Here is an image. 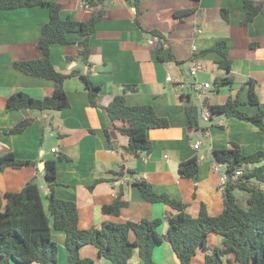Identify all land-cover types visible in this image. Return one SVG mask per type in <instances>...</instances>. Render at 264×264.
<instances>
[{
	"label": "crops",
	"instance_id": "obj_1",
	"mask_svg": "<svg viewBox=\"0 0 264 264\" xmlns=\"http://www.w3.org/2000/svg\"><path fill=\"white\" fill-rule=\"evenodd\" d=\"M48 1L61 3V18L79 21L88 20L100 7H91L85 0ZM250 1L260 4L261 10L245 24L244 0H199L195 11L180 23L175 19L176 12L195 6L193 0H108L106 13L90 38V65L77 57L79 41L83 39L77 33L68 35L71 44L51 46V59L57 70L68 73L80 69L93 83L101 85L97 105L90 104L85 84L74 75L64 83L69 106L43 112L7 111L5 107L15 92L43 99L54 88L53 80L24 74L13 65L14 61L41 56L35 44L49 20V7L0 8V154L12 151L17 158L32 161L23 168L0 172V194L21 191L28 181L35 179L45 198L49 190L42 171L47 169L46 161L54 159L59 183L54 194L76 202L81 229L100 227L105 221L137 222L176 213L168 205L143 200L133 185L137 178L151 182L157 192H166L186 203L192 216H198L202 203L210 215H219L224 210L220 176L225 166L215 161L212 151L229 148L232 142L247 154L264 150V135L254 124L224 115H213L210 120L203 117V112H210L206 102L224 104L229 98H238L242 102L239 109L247 114L264 110V0ZM152 31L165 36L163 60L158 58L160 37ZM149 37L156 38V44L150 45ZM222 40L227 42L224 53L231 62L229 70L217 65L216 61L222 59L217 52L202 53ZM67 57L73 59L69 61ZM194 62L203 64L197 75L200 83L211 84L203 89L201 97L179 87L192 83L190 69ZM168 75L173 76L172 82H167ZM224 77L231 81L218 84L217 80ZM251 80L259 104L249 103ZM123 85H134L135 89L124 93ZM123 94L128 105H152L158 116L169 121V127L147 131L153 145L150 153L134 155L126 151L128 137L117 130L114 142L105 136L107 117L103 107ZM194 95L198 103L193 102ZM189 104L199 108L204 124H200L198 116V129H189L185 111ZM27 117L33 122L24 132L6 133ZM197 142H201L199 149L194 148ZM53 147L56 152H52ZM62 155L67 159H60ZM193 157L200 161L199 173L183 177L179 164ZM122 170L132 172L117 175ZM99 178L114 181H101L90 189ZM119 185H123L128 206L118 216L105 213L101 207L114 200ZM44 203L47 205L46 199ZM167 225L164 222L163 232ZM52 236L59 245L55 264H68L66 233L53 230ZM222 239L221 234H210L206 242L209 250L199 248L191 264H205V254L211 252V247L220 246ZM81 256L93 259L95 264H112L100 257L93 245H85ZM154 260L157 264H180L168 241L155 249ZM130 264H143L138 253ZM222 264H227V257Z\"/></svg>",
	"mask_w": 264,
	"mask_h": 264
},
{
	"label": "trees",
	"instance_id": "obj_2",
	"mask_svg": "<svg viewBox=\"0 0 264 264\" xmlns=\"http://www.w3.org/2000/svg\"><path fill=\"white\" fill-rule=\"evenodd\" d=\"M91 7L99 5L86 21H79L72 17L61 18L62 5L48 0H0L1 9L22 8L31 6H48L49 20L42 27L41 36L35 44L41 51V56L31 60L14 61L18 71L40 78L54 81V88L43 99H36L22 91L11 94L7 100V111L23 109L37 111H60L69 106V98L65 91L66 79L77 75L88 90L89 102L96 106L99 100L101 85L93 83L89 76L80 69L68 73L57 70L51 59L53 44H71L68 35L77 33L83 37L79 41V57L83 63L90 62V38L96 30L97 24L106 13L105 3L108 0H85ZM195 6L176 12L177 23L196 9L199 0H193ZM246 16L243 23H249L259 14L260 4L244 0ZM227 16V11H224ZM161 47L158 58L163 60L162 50L165 36L158 31ZM225 40L218 41L213 47L203 51V54L217 52L222 59L216 61L221 68L230 69V60L224 50ZM72 57H67L71 61ZM231 81L224 77L217 83L224 84ZM124 93L134 90V85H123ZM249 103L259 104L254 81L248 82ZM211 115H224L250 122L257 126L264 135V110L255 114H247L239 109L242 102L236 98H229L224 104L206 102ZM107 117L105 136L109 142H114L116 130L128 137L126 151L131 154L150 153L153 145L148 138L147 131L154 128L169 127L167 118L157 115L154 107L149 104L130 106L126 103L125 95L116 96L109 105L103 107ZM189 118V129H198L199 108L194 104L186 105ZM33 122L31 117L20 120L6 131L8 134L24 132ZM214 159L225 166L228 181L223 187L224 210L216 216L208 213L204 203L200 206L198 216H192L187 211V204L170 196L166 192H157L153 184L144 178L133 180L143 200L152 204L168 205L176 213L167 214L164 218H144L134 222L105 221L100 227L81 229L79 227V209L75 201L59 199L55 196L57 181L56 160L46 161L45 183L49 190L45 198L42 196L35 179L28 181L21 191L0 194V264L16 262L29 264H55L58 261L59 245L53 239L52 231L61 230L66 233V247L68 249V264H95L88 257L81 256V249L85 245L97 248L100 257L112 264H130L135 253L143 264H157L154 251L164 241H168L180 264H191L192 258L199 248L206 251L207 239L210 234L223 235L222 244L213 246L210 253L205 254V264H222L227 257V264H264V150L244 153L241 147L232 142L231 147L214 149ZM66 156H60V159ZM30 160H21L12 152L0 154V172L7 168L20 169L31 165ZM200 161L197 157L182 161L179 172L183 177H195L199 173ZM242 170L243 174L234 179L235 172ZM131 170H122L117 175L123 176ZM113 182L114 179L99 178L89 186L101 182ZM240 191H244L242 195ZM123 185H119L117 195L111 203L102 205L105 213L118 216L128 206L124 198ZM47 200V205L44 203ZM164 222L167 229L162 231Z\"/></svg>",
	"mask_w": 264,
	"mask_h": 264
},
{
	"label": "built area",
	"instance_id": "obj_3",
	"mask_svg": "<svg viewBox=\"0 0 264 264\" xmlns=\"http://www.w3.org/2000/svg\"><path fill=\"white\" fill-rule=\"evenodd\" d=\"M148 43L150 45L156 44V38L149 37L148 38ZM202 68H203V64H201L199 62H194L192 68L190 69V74L195 79V81L192 82V83L187 84L185 87H181V86H179V87L182 88V89L183 88L186 89L187 92H194V93H197V92L201 93L203 91V89L210 88L211 84L209 82L200 83V81L197 79L198 72H200L202 70ZM166 80H167V82H172L173 81V76L168 75L166 77ZM198 97H200V94H198ZM203 117L206 120H210L211 119V113L210 112H203ZM200 146H201V142H197V143L194 144V148L195 149H199ZM52 152H56V148L55 147L52 148ZM242 174H243L242 170H237L235 172L234 179H237ZM227 181H228L227 173L222 172L221 176H220L221 186H223Z\"/></svg>",
	"mask_w": 264,
	"mask_h": 264
},
{
	"label": "rangeland",
	"instance_id": "obj_4",
	"mask_svg": "<svg viewBox=\"0 0 264 264\" xmlns=\"http://www.w3.org/2000/svg\"><path fill=\"white\" fill-rule=\"evenodd\" d=\"M190 76H191V74H190ZM192 78V82H194L195 81V79L193 78V77H191ZM212 82H214V80H212ZM198 94H200V97H201V93H199V92H197V93H195V95L196 96H198ZM194 95V97H193V102H195V103H198L197 102V98H196V96ZM199 101V100H198ZM199 118H200V124L201 125H203L204 123H203V121H202V119H201V117L199 116ZM211 119H212V115H211ZM240 193L242 194V195H245V194H243L244 193V191L242 192V191H240ZM246 196V195H245Z\"/></svg>",
	"mask_w": 264,
	"mask_h": 264
},
{
	"label": "water",
	"instance_id": "obj_5",
	"mask_svg": "<svg viewBox=\"0 0 264 264\" xmlns=\"http://www.w3.org/2000/svg\"><path fill=\"white\" fill-rule=\"evenodd\" d=\"M46 171H47V169H45V170H43L42 172H43V174H44V176H45V174H46Z\"/></svg>",
	"mask_w": 264,
	"mask_h": 264
}]
</instances>
